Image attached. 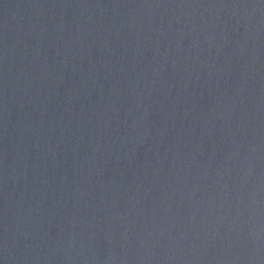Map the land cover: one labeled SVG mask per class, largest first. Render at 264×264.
<instances>
[{"label": "water", "instance_id": "obj_1", "mask_svg": "<svg viewBox=\"0 0 264 264\" xmlns=\"http://www.w3.org/2000/svg\"><path fill=\"white\" fill-rule=\"evenodd\" d=\"M0 264H264V0H0Z\"/></svg>", "mask_w": 264, "mask_h": 264}]
</instances>
